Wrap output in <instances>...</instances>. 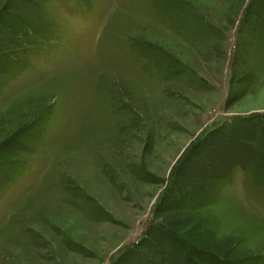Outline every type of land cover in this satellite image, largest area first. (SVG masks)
Wrapping results in <instances>:
<instances>
[{"label":"rangeland","instance_id":"374dc122","mask_svg":"<svg viewBox=\"0 0 264 264\" xmlns=\"http://www.w3.org/2000/svg\"><path fill=\"white\" fill-rule=\"evenodd\" d=\"M0 264H264V0H0Z\"/></svg>","mask_w":264,"mask_h":264}]
</instances>
